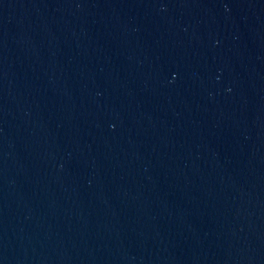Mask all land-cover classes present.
I'll use <instances>...</instances> for the list:
<instances>
[{"label":"water","instance_id":"95a60500","mask_svg":"<svg viewBox=\"0 0 264 264\" xmlns=\"http://www.w3.org/2000/svg\"><path fill=\"white\" fill-rule=\"evenodd\" d=\"M0 264H264V0H0Z\"/></svg>","mask_w":264,"mask_h":264}]
</instances>
